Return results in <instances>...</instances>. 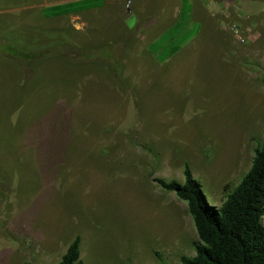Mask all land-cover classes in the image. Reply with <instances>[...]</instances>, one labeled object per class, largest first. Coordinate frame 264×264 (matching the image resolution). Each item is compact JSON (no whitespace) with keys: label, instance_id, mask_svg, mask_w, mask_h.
<instances>
[{"label":"rangeland","instance_id":"374dc122","mask_svg":"<svg viewBox=\"0 0 264 264\" xmlns=\"http://www.w3.org/2000/svg\"><path fill=\"white\" fill-rule=\"evenodd\" d=\"M256 1L236 25L246 43L218 12L212 27L191 23L195 37L162 63L149 47L165 29L115 15L131 18V0L48 21L52 0H0V56L18 71L14 81L0 64V264H59L78 236L84 264L196 256L187 203L155 181L183 185L188 164L220 207L251 169L264 144Z\"/></svg>","mask_w":264,"mask_h":264},{"label":"trees","instance_id":"16d2710c","mask_svg":"<svg viewBox=\"0 0 264 264\" xmlns=\"http://www.w3.org/2000/svg\"><path fill=\"white\" fill-rule=\"evenodd\" d=\"M102 7V0H84L53 7L44 12L46 18L78 14ZM192 7L184 0L180 22L166 31L149 47L150 53L164 63L178 54L196 33L190 30ZM40 55V54H38ZM33 62L40 57H20ZM264 83V77L263 81ZM185 183L156 180L162 189L174 193L187 203L199 244L196 256L183 257L182 264H264V144L255 149L251 169L240 184L229 193L220 207L212 206L203 188L194 180L190 166L184 170ZM81 237L70 244L59 264H84L81 259Z\"/></svg>","mask_w":264,"mask_h":264},{"label":"crops","instance_id":"0c3cea01","mask_svg":"<svg viewBox=\"0 0 264 264\" xmlns=\"http://www.w3.org/2000/svg\"><path fill=\"white\" fill-rule=\"evenodd\" d=\"M250 1H254L258 3L259 8L262 7L260 1H256V0H189L190 5L192 7V16H191L190 25L191 23L194 24L195 22H200L203 25L208 24L211 25L212 27V25L216 22V20H219L217 19V17H215V15L218 12H220V14L224 18L226 17L227 14L232 15L234 20L232 26L237 27L236 26L237 24H243L249 21V18L246 17V15H249L247 8H248V3ZM131 2L132 4H129L128 6L125 5L126 9H130L129 10L130 12L128 11L130 15L133 14L131 18L124 19L118 14L119 9H115L116 12L114 10L115 15L118 16V18L120 19V23L122 27L125 25L128 29H130L133 26H135L136 23H143L146 24L145 26L146 29H149L151 27L153 29H165V32L172 29L180 22V16L184 5V0H131ZM57 6H61V5L50 4L49 6H43L44 8L42 9V14L45 20L47 21L54 19L58 20L63 17H72V16L77 17L78 15L88 16L87 14L88 12L93 13L94 11L95 12L98 11V13H100L102 12V10L107 8L106 0H102V7L100 8H95L88 11L80 12L78 14L66 15L61 17L46 18L44 16V12L46 10ZM25 9L27 11H32L34 9V6H30V7L28 6ZM124 9L125 7L121 9V11ZM197 13H202L204 15L203 16L204 19L202 18V20H198V19L194 20ZM11 58L12 57L6 59L4 55L3 58L2 56H0V64L3 68V62H4L6 67L10 68L11 72L9 73L12 75L15 81V77L18 71L16 70V67L14 66L12 60H10Z\"/></svg>","mask_w":264,"mask_h":264},{"label":"built area","instance_id":"2783aa9c","mask_svg":"<svg viewBox=\"0 0 264 264\" xmlns=\"http://www.w3.org/2000/svg\"><path fill=\"white\" fill-rule=\"evenodd\" d=\"M52 1L53 4L64 5V4L75 3L83 0H52ZM232 31L240 43L242 44L246 43L247 38L241 29L237 27H233Z\"/></svg>","mask_w":264,"mask_h":264}]
</instances>
